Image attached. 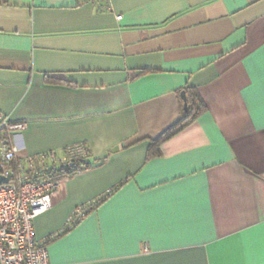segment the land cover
<instances>
[{
    "label": "crops",
    "instance_id": "obj_1",
    "mask_svg": "<svg viewBox=\"0 0 264 264\" xmlns=\"http://www.w3.org/2000/svg\"><path fill=\"white\" fill-rule=\"evenodd\" d=\"M0 112L99 161L34 219L49 264H264V0H0Z\"/></svg>",
    "mask_w": 264,
    "mask_h": 264
},
{
    "label": "built area",
    "instance_id": "obj_2",
    "mask_svg": "<svg viewBox=\"0 0 264 264\" xmlns=\"http://www.w3.org/2000/svg\"><path fill=\"white\" fill-rule=\"evenodd\" d=\"M25 126V121H11L0 112V174L8 177L0 183V264H49L47 246L35 234L34 219L51 207L52 195L65 178L56 171L84 152L83 144L75 143L59 152L17 157L15 138ZM86 211L85 206L75 208L70 221L76 222Z\"/></svg>",
    "mask_w": 264,
    "mask_h": 264
},
{
    "label": "trees",
    "instance_id": "obj_3",
    "mask_svg": "<svg viewBox=\"0 0 264 264\" xmlns=\"http://www.w3.org/2000/svg\"><path fill=\"white\" fill-rule=\"evenodd\" d=\"M145 71L146 70H141L140 73ZM48 80H52V77H48ZM183 91L185 92V100L187 103V107L186 108L182 107L180 112V117L176 122H174L166 130H164L157 138L150 140V144L146 155L147 158L160 154V149H159L160 143L164 139L170 137L171 135L183 129L185 126L191 123L201 111L204 110L205 108L204 103L202 102V100L200 99L194 88L188 86L187 88L183 89ZM81 144H83L82 146L84 152L77 154L72 159L70 165L60 167L55 173L57 176L60 177L72 176L78 172L92 168L94 165H96L99 162L92 158L89 147L85 143H81ZM115 188L116 186L111 188L109 191L103 193L101 196H99L93 203L92 207H94L97 203L101 202L107 196H109L114 191ZM64 231L65 230H63L60 233L54 234L53 236H51V239L52 237L54 238L59 236Z\"/></svg>",
    "mask_w": 264,
    "mask_h": 264
},
{
    "label": "water",
    "instance_id": "obj_4",
    "mask_svg": "<svg viewBox=\"0 0 264 264\" xmlns=\"http://www.w3.org/2000/svg\"><path fill=\"white\" fill-rule=\"evenodd\" d=\"M180 96H181V98L183 100V107L186 108L187 107V103H186V100H185V92L181 91L180 92ZM7 181H8V177H6L3 174H0V183L7 182Z\"/></svg>",
    "mask_w": 264,
    "mask_h": 264
},
{
    "label": "snow or ice",
    "instance_id": "obj_5",
    "mask_svg": "<svg viewBox=\"0 0 264 264\" xmlns=\"http://www.w3.org/2000/svg\"><path fill=\"white\" fill-rule=\"evenodd\" d=\"M96 259H103V257H96Z\"/></svg>",
    "mask_w": 264,
    "mask_h": 264
}]
</instances>
